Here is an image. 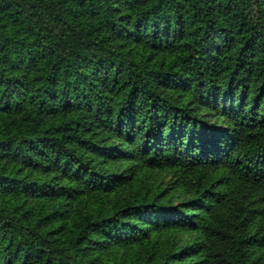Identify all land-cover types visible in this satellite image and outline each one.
<instances>
[{
    "label": "trees",
    "instance_id": "1",
    "mask_svg": "<svg viewBox=\"0 0 264 264\" xmlns=\"http://www.w3.org/2000/svg\"><path fill=\"white\" fill-rule=\"evenodd\" d=\"M0 264H264V0H0Z\"/></svg>",
    "mask_w": 264,
    "mask_h": 264
}]
</instances>
